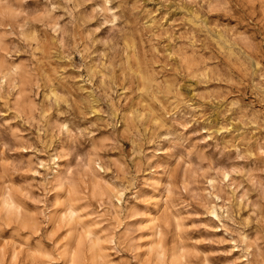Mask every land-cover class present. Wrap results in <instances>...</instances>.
<instances>
[{"label":"rangeland","instance_id":"374dc122","mask_svg":"<svg viewBox=\"0 0 264 264\" xmlns=\"http://www.w3.org/2000/svg\"><path fill=\"white\" fill-rule=\"evenodd\" d=\"M0 264H264V0H0Z\"/></svg>","mask_w":264,"mask_h":264}]
</instances>
